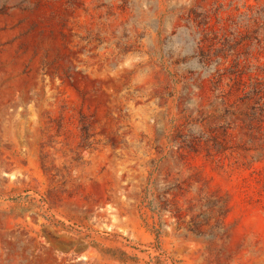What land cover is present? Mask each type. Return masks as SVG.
Here are the masks:
<instances>
[{
	"label": "rangeland",
	"instance_id": "rangeland-1",
	"mask_svg": "<svg viewBox=\"0 0 264 264\" xmlns=\"http://www.w3.org/2000/svg\"><path fill=\"white\" fill-rule=\"evenodd\" d=\"M0 264H264V0H0Z\"/></svg>",
	"mask_w": 264,
	"mask_h": 264
}]
</instances>
